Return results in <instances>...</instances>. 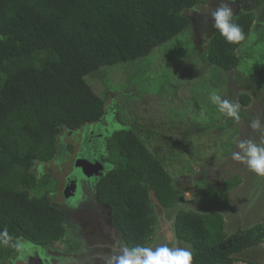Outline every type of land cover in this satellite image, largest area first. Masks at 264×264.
Segmentation results:
<instances>
[{
	"label": "trees",
	"instance_id": "obj_1",
	"mask_svg": "<svg viewBox=\"0 0 264 264\" xmlns=\"http://www.w3.org/2000/svg\"><path fill=\"white\" fill-rule=\"evenodd\" d=\"M237 1L244 0H0V264L12 261L19 239L49 245L65 234L63 214L48 199L55 180L46 167L60 164L63 133L103 126L111 109L86 76L138 62L177 35L190 33L194 20L216 10L214 4L231 8ZM231 9L245 38L228 42L211 20L200 54L206 67L222 74L237 70L238 50L256 20L253 9ZM237 82L244 86L241 78ZM238 101L248 106L251 98L243 93ZM123 124L103 138L114 167L97 192L111 206L114 224L132 250L147 248L156 208H177L185 190L137 129ZM150 191L158 206L150 201ZM173 224L177 239L192 248L191 264H232L233 255L264 243V220L228 235L220 213L180 209ZM241 264L260 263L243 259Z\"/></svg>",
	"mask_w": 264,
	"mask_h": 264
},
{
	"label": "rangeland",
	"instance_id": "obj_2",
	"mask_svg": "<svg viewBox=\"0 0 264 264\" xmlns=\"http://www.w3.org/2000/svg\"><path fill=\"white\" fill-rule=\"evenodd\" d=\"M213 6L217 8L218 4ZM244 7L253 9L256 20L250 38L238 50L240 63L233 72L222 74L202 63L200 54L206 45V33L213 25L211 14L206 11L194 20L190 33L177 35L138 62L103 68L85 78L106 106L111 107L104 127L113 132L124 126L123 123L134 126L174 182L185 190L184 201L177 208L163 209V214L156 208L164 224L167 220L171 222L180 209L202 214L221 213L227 234L264 220V176L252 172L246 163L233 157L234 153L241 152L238 147L241 141L264 143V0L237 1L231 6ZM181 51L185 52L184 56L178 57ZM238 78L245 82L243 87L238 84ZM243 93L251 98L248 106L238 101ZM212 94L238 104L240 119L222 113L212 103ZM255 118L260 119L261 130L251 128ZM98 140L102 153L106 152L105 143ZM60 141L73 146L72 154L78 150L77 134L63 133ZM62 166L64 169L65 165ZM46 169L54 184L60 181L58 166L50 163ZM186 177L191 178L190 191L184 183ZM159 226L156 222L147 248L152 249L161 242ZM64 228V236L52 243L51 254H66L78 248V243L70 240V229ZM167 247L190 251L180 240ZM85 250L79 252L78 248L73 252L74 257L88 254L94 262L108 264L97 260V249ZM234 256L264 264V243ZM3 260L4 264H22Z\"/></svg>",
	"mask_w": 264,
	"mask_h": 264
},
{
	"label": "flooded vegetation",
	"instance_id": "obj_3",
	"mask_svg": "<svg viewBox=\"0 0 264 264\" xmlns=\"http://www.w3.org/2000/svg\"><path fill=\"white\" fill-rule=\"evenodd\" d=\"M107 111L103 117L104 119L108 114ZM105 125L107 124L105 123ZM108 133L111 132L99 123L86 125L76 131L68 132L70 136L74 134L78 135V150L72 154L73 146L70 145L72 150L67 151L64 150L62 142L60 143L62 152L57 157L60 163L57 164L60 170V181L56 182L54 189L50 190L48 199L53 206L62 212L63 225L70 229V240L78 243L79 252L83 249L84 251H86L85 249H97V260L109 264L111 261L110 255L118 256L121 254V249L129 248L125 245L120 230L114 224L111 206L103 202L97 192L98 183L101 178L114 167V163L107 159V153H102L99 148L100 142L98 139L104 142L103 138ZM77 159L97 162L100 165V169H98L97 174L84 177L81 171L75 167ZM62 164L65 165L64 169H61L63 167ZM159 210L163 214V208ZM157 220L158 226L160 224L158 228L161 232L160 240L162 241V245L160 247L176 242L173 226L174 218L171 222L167 220V224H164L163 219L161 220L159 215H157ZM51 245L35 244L28 241L25 242L24 239H19L15 254L13 253L11 257V263L15 261L22 264L99 263L94 262L88 254L74 257L73 252H76L78 248L66 251V254H51ZM160 247H154L152 250L155 251ZM37 256L40 259H37ZM104 258H107L108 261H104L106 260ZM241 261V259L237 258L232 264H241Z\"/></svg>",
	"mask_w": 264,
	"mask_h": 264
},
{
	"label": "clouds",
	"instance_id": "obj_4",
	"mask_svg": "<svg viewBox=\"0 0 264 264\" xmlns=\"http://www.w3.org/2000/svg\"><path fill=\"white\" fill-rule=\"evenodd\" d=\"M211 16L214 20V27L228 42H239L245 38L241 27L234 21L232 9L227 4H222L216 8V10L211 13ZM211 101L218 105L222 113H225L235 120L240 119L238 104L230 103L228 100H224L216 94L211 95ZM250 126L254 130H261L260 119H253ZM238 147L241 152L234 153V159L243 161L246 163L249 170L257 175L264 176V143L244 140L239 143ZM188 187L187 189H189ZM190 190L191 189H189V191ZM156 222H158L157 218ZM176 240H178L177 237ZM183 243L187 247L188 244L186 242ZM188 246L191 248L190 245ZM192 253L193 251L189 252L186 249L179 248L170 250L167 246L157 248L155 251L144 247H136L132 250L123 248L121 249V254L113 257L109 264H191ZM232 257L235 258L234 255ZM238 259L243 261L244 258Z\"/></svg>",
	"mask_w": 264,
	"mask_h": 264
},
{
	"label": "water",
	"instance_id": "obj_5",
	"mask_svg": "<svg viewBox=\"0 0 264 264\" xmlns=\"http://www.w3.org/2000/svg\"><path fill=\"white\" fill-rule=\"evenodd\" d=\"M75 167L78 168L84 177H90L93 174H97L98 169H100V165L97 162H91L84 159H77L75 162ZM187 180L184 181L185 184H187L189 189H192L191 187V178L186 177ZM149 199L154 205H158V202L153 194L152 191L149 192ZM37 259H40L39 256H37Z\"/></svg>",
	"mask_w": 264,
	"mask_h": 264
},
{
	"label": "crops",
	"instance_id": "obj_6",
	"mask_svg": "<svg viewBox=\"0 0 264 264\" xmlns=\"http://www.w3.org/2000/svg\"><path fill=\"white\" fill-rule=\"evenodd\" d=\"M189 191V189H187ZM224 227H225V221H224ZM242 227V226H241ZM238 229V228H237ZM224 232L226 233V231L224 230ZM227 234V233H226ZM229 235V234H228ZM160 243L162 245V241L161 242H158V244L155 246V247H160ZM151 249V248H150ZM191 252V248H190V251Z\"/></svg>",
	"mask_w": 264,
	"mask_h": 264
}]
</instances>
